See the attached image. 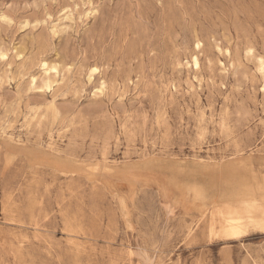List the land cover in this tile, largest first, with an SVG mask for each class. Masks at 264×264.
<instances>
[{
	"label": "rangeland",
	"instance_id": "1",
	"mask_svg": "<svg viewBox=\"0 0 264 264\" xmlns=\"http://www.w3.org/2000/svg\"><path fill=\"white\" fill-rule=\"evenodd\" d=\"M261 62L264 0H0V264H264L207 224L264 201Z\"/></svg>",
	"mask_w": 264,
	"mask_h": 264
},
{
	"label": "bare ground",
	"instance_id": "2",
	"mask_svg": "<svg viewBox=\"0 0 264 264\" xmlns=\"http://www.w3.org/2000/svg\"><path fill=\"white\" fill-rule=\"evenodd\" d=\"M193 63L195 67H198L197 57H194ZM42 67L44 73L49 74L46 62H42ZM261 71L264 72L262 62ZM211 206L207 224L213 237L220 235L229 240H239L252 232L264 229L263 200H243L240 203L238 201L214 202ZM255 217L258 218L255 219Z\"/></svg>",
	"mask_w": 264,
	"mask_h": 264
}]
</instances>
